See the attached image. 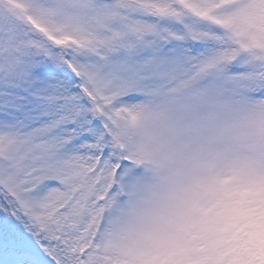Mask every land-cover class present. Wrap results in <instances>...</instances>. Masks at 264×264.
Masks as SVG:
<instances>
[{"label": "snow or ice", "instance_id": "snow-or-ice-1", "mask_svg": "<svg viewBox=\"0 0 264 264\" xmlns=\"http://www.w3.org/2000/svg\"><path fill=\"white\" fill-rule=\"evenodd\" d=\"M0 264H264V0H0Z\"/></svg>", "mask_w": 264, "mask_h": 264}]
</instances>
